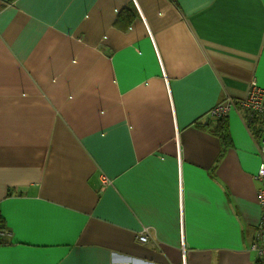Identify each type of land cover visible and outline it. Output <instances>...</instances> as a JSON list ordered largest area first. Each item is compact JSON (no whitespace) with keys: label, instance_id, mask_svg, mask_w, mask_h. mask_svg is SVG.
Segmentation results:
<instances>
[{"label":"crops","instance_id":"crops-1","mask_svg":"<svg viewBox=\"0 0 264 264\" xmlns=\"http://www.w3.org/2000/svg\"><path fill=\"white\" fill-rule=\"evenodd\" d=\"M254 82L264 0H0V264H256Z\"/></svg>","mask_w":264,"mask_h":264},{"label":"built area","instance_id":"built-area-1","mask_svg":"<svg viewBox=\"0 0 264 264\" xmlns=\"http://www.w3.org/2000/svg\"><path fill=\"white\" fill-rule=\"evenodd\" d=\"M241 107L246 115V118H253L255 120L258 119V122L255 124L256 129L262 134L260 138V155L262 162L258 174L255 177L256 181L260 185L258 189V196L262 207V213L249 250L255 253L256 264H264V89L259 87L254 82L248 98L241 102ZM234 109H237L236 102L226 101L216 106L211 113L208 114V118L215 120L228 116V114ZM101 182V189H104L105 186L110 184V181L105 176H103ZM7 235H9L8 230L1 226L0 223V243ZM139 241L141 243H146L148 241L146 231L140 233Z\"/></svg>","mask_w":264,"mask_h":264},{"label":"trees","instance_id":"trees-1","mask_svg":"<svg viewBox=\"0 0 264 264\" xmlns=\"http://www.w3.org/2000/svg\"><path fill=\"white\" fill-rule=\"evenodd\" d=\"M246 99L243 100H239L236 102V106L237 109L242 110L241 107V102L245 101ZM228 116L225 117H221L215 120L209 119L208 117H206V122L204 124H202V126L198 123V127H201L203 130H206L212 134H214L215 136L219 137L224 144V149L225 146L229 145L231 142L230 139V133H229V123L227 120ZM244 121L246 123L247 128L250 130V132L252 131L254 133V135H256L259 138H261V133L257 131L256 129V122H258V119H253V118H246V115L244 113ZM219 164V161L217 163H215V166L217 167ZM1 223V220H0ZM2 224V223H1Z\"/></svg>","mask_w":264,"mask_h":264}]
</instances>
